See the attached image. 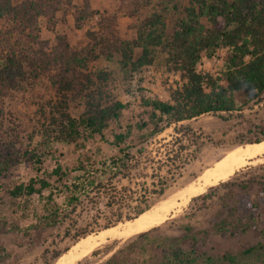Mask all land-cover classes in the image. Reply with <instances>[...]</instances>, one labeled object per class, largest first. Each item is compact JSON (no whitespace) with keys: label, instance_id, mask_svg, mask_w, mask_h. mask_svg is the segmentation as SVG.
Wrapping results in <instances>:
<instances>
[{"label":"trees","instance_id":"obj_1","mask_svg":"<svg viewBox=\"0 0 264 264\" xmlns=\"http://www.w3.org/2000/svg\"><path fill=\"white\" fill-rule=\"evenodd\" d=\"M71 2L22 0L15 4L13 0H0V97L42 77L55 91L52 98L39 105L41 141L25 159L27 168L36 175L28 183L16 185L9 191L13 199L23 200L21 218L32 221L30 229L34 230L67 222L76 227L79 211L93 212L92 226L107 230L124 219H137L151 208V196L165 192L167 181L162 179L159 189L146 188L144 194L115 185L114 180L125 174L123 170L127 168L129 155L99 165L79 161L69 171L58 159H53L55 167L44 168V158L52 155L51 145L76 144L82 139L102 135L113 121L120 120L127 108V104L116 99L107 88L112 76L110 71L93 70V63L112 64L119 73L132 78L142 75L154 64L157 49L165 48L166 65L180 74L182 83L170 92L168 101L142 97L143 106L150 108L147 121L136 125L139 132L147 130L144 139L159 136L174 125L203 115H219L224 119L222 114L239 111L249 103L247 99L240 103L238 95L264 94V0H133L134 9L123 16L135 18L137 10L152 9L138 20L133 39H125L113 29L118 16L100 14L93 10L90 0H83L82 6H74L76 28L82 30L97 20L95 27L85 32V46L74 48L62 35L55 37L53 45L49 40H40L41 20H45L47 29L54 32L52 27L57 17L65 16L63 9L71 6ZM173 15L176 28L168 38L169 18ZM222 49L225 50L223 67L217 75L199 70L204 56L212 58ZM77 102L83 106L78 117L71 112L72 105ZM131 132L132 127L126 134L116 135V144L124 143ZM8 166L10 161L6 160L0 174ZM72 173L75 175L71 176ZM252 184L264 187V179L252 178L243 181L240 187L247 190ZM36 198L38 202L35 203ZM129 198L132 201L136 198L134 207H130ZM237 205L247 211L257 210L264 206V196L254 202L241 199ZM126 207L131 208L126 216L118 213L119 218L114 221L104 217L106 208L113 213L122 212ZM216 217L219 219L220 214ZM102 218L107 221L105 225L100 224ZM6 228L0 224V231ZM214 228L229 237L235 234L237 225H230L223 219L216 221ZM153 230L141 233L103 264H141L126 253L142 247L161 252L156 264L264 262V243L215 260L199 254L194 248H182L183 237H153ZM9 231L22 232L17 225H12ZM76 231V240L92 233L80 228ZM70 235L71 230H68L67 236ZM7 256L6 250L1 248L0 263Z\"/></svg>","mask_w":264,"mask_h":264},{"label":"rangeland","instance_id":"obj_2","mask_svg":"<svg viewBox=\"0 0 264 264\" xmlns=\"http://www.w3.org/2000/svg\"><path fill=\"white\" fill-rule=\"evenodd\" d=\"M20 1L22 0H13L15 4ZM132 1L90 0L93 10L100 14L105 12L111 16H118L113 29L125 39L135 37L138 20L146 17L152 10L151 7L137 10L135 18L123 16V13L134 9ZM82 4L83 0H72L71 6L64 7L67 15L60 14L57 17V22L52 27L54 32L47 29L46 21L42 19L40 40H49L53 45L55 37L62 35L74 48L85 46L87 44L85 32L95 27L97 20L82 30L76 28L74 6L79 7ZM175 23L176 17L173 15L169 18L168 38L172 37L175 31ZM224 55L225 50L222 49L212 58L204 56L199 70L217 75L223 67ZM167 56L165 48L157 49L154 64L146 68L142 75L132 78L119 73L112 64L93 63L91 65L93 70L110 71L112 76L107 88L116 99L127 104V108L120 120L113 121L102 135L82 139L76 144L51 145L52 155L44 158L46 159L44 168L53 169L55 167L53 159H58L64 169L69 171L76 167L79 161L99 165L103 161L125 159V155H129L127 168L123 170L125 174L114 180L115 185L119 189H132L144 194L146 188L159 189L161 179L167 181L165 192L150 198L151 208L148 211L152 213L160 211L163 203L174 200L171 204L172 212L170 211L160 225L152 228L153 237H183L180 242L182 248L186 250L194 248L199 254L215 260L225 254H237L251 246L264 243V206L247 211L237 205L241 199L254 202L264 196V187L258 184H252L247 190L240 187L243 181L252 178L264 179V155L252 159L245 158L247 162L225 181L206 185L200 180L203 172L212 169L211 166L215 162L233 150L264 141V94L238 95L240 103L245 99L249 100V103L239 111L222 114L226 120L219 115H203L174 125L159 136L144 139L143 135L147 134V130L139 132L136 128L137 123L147 121L150 112V108L143 106L142 97L168 101L170 92L182 83L180 74L166 65ZM54 93L50 82L42 77L38 80L33 79L23 88L6 92L0 97V170L5 167L6 160L10 161V166L0 174V224L7 227L0 231V249L4 248L8 255L0 264H54L79 242L90 236L97 237L105 231L92 226L93 212L82 211H79L80 216L77 217L79 224L76 227L67 222L53 228L30 229L32 221L21 218L23 200H15L9 195L14 186L28 183L36 175L27 168L25 159L31 156V152L41 141L38 135L42 123L38 112L39 105L52 98ZM82 111L83 106L79 102L72 105L71 112L74 116L78 117ZM130 127L131 134L124 143L117 145L115 136L126 134ZM193 183L198 185L197 188L202 187V190L189 197L186 192ZM181 190L184 193H181ZM135 199L133 201L132 198L128 199L131 201L130 207L137 204ZM130 209L126 207L122 212L111 213L106 208L104 217L114 221L119 218L118 213L126 216ZM217 214H220L219 219L216 217ZM223 219L229 221L230 225H237L234 235L227 237L216 231L214 224ZM128 222L130 221L124 219L110 229L117 228L118 231H123ZM106 223L105 218L100 220L101 225ZM12 225H17L22 232H10ZM77 228L92 233L76 240L75 235L79 230L76 231ZM27 230H30L28 236ZM68 230H71L70 236H67ZM140 234L132 237L108 236L105 239L107 241L78 264H103ZM126 255L141 264H156L157 258L162 254L152 248L146 250L142 247L128 251Z\"/></svg>","mask_w":264,"mask_h":264},{"label":"bare ground","instance_id":"obj_3","mask_svg":"<svg viewBox=\"0 0 264 264\" xmlns=\"http://www.w3.org/2000/svg\"><path fill=\"white\" fill-rule=\"evenodd\" d=\"M263 155L264 141L260 143L248 144L245 147H240L227 154L226 157L215 162L211 166L212 169H208L200 175V180L204 181L206 185L217 184L220 181H225L229 179V177L232 176L239 167L247 162V159L245 158L252 159ZM197 186V184L193 183L192 186L189 187L188 191L186 192L188 193L189 197L202 190V187L197 188ZM182 192L183 191L181 190V193ZM172 202L174 203V200L163 203L161 210H157L158 212L152 213L151 211H147L132 222H128L127 227H125L123 231H118L117 228L108 229L104 232H101L97 237L90 236L84 239L73 246L69 252L61 256L54 264H78L79 261L88 257V255H90V253H92L94 249L99 247L104 241H107L105 239L108 236L132 237L146 232L157 225H160L167 218V215L170 213L171 209H173V206L171 205Z\"/></svg>","mask_w":264,"mask_h":264}]
</instances>
